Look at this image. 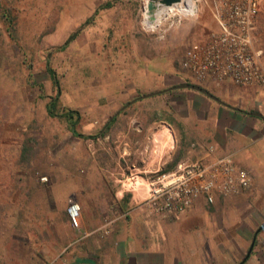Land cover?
I'll return each mask as SVG.
<instances>
[{
  "label": "rangeland",
  "instance_id": "374dc122",
  "mask_svg": "<svg viewBox=\"0 0 264 264\" xmlns=\"http://www.w3.org/2000/svg\"><path fill=\"white\" fill-rule=\"evenodd\" d=\"M91 1L94 8L80 7L84 0H0V264H10V240L52 237L64 200L89 210L97 199L114 214L115 194L129 172L170 171L187 151L170 108L185 99L181 92L136 100L123 110L115 100L152 75L160 90L184 84L179 60L213 28L209 15L204 10L157 34L143 25L144 0ZM107 2L111 7L102 9ZM254 47L264 65V4ZM198 86L219 95L220 87ZM226 89L228 97L242 91L232 84ZM54 99L57 115L49 116L46 105ZM65 111L77 116L75 131L84 137L69 131L59 116ZM163 127L170 147L156 154Z\"/></svg>",
  "mask_w": 264,
  "mask_h": 264
},
{
  "label": "crops",
  "instance_id": "0c3cea01",
  "mask_svg": "<svg viewBox=\"0 0 264 264\" xmlns=\"http://www.w3.org/2000/svg\"><path fill=\"white\" fill-rule=\"evenodd\" d=\"M84 1L80 7L96 6ZM157 80L152 75L133 91L120 90L115 102L134 103L173 87L160 90ZM224 85L217 89L219 95L200 86L218 101L194 90H177L185 99L173 100L170 108L187 147L177 163L230 155L250 174L248 190L235 197L218 196L213 204L200 198L184 213L166 217L145 210L143 188L130 193L120 187L114 214L97 199L89 210L79 206L83 212L77 230L69 225L64 200L56 209L61 224L52 228V237L38 242L10 240V264H264V205L255 207L251 202L264 201V90L247 88L228 97L226 88L231 84ZM128 95L138 97L128 101ZM210 146L214 152L208 155ZM104 226L107 235L98 232Z\"/></svg>",
  "mask_w": 264,
  "mask_h": 264
},
{
  "label": "built area",
  "instance_id": "2783aa9c",
  "mask_svg": "<svg viewBox=\"0 0 264 264\" xmlns=\"http://www.w3.org/2000/svg\"><path fill=\"white\" fill-rule=\"evenodd\" d=\"M154 1L153 18L156 24L143 25L152 32L165 33L190 19H198L204 10L214 26L198 41H192L179 60L182 74L198 85L264 90L263 52L254 47V28L264 0H179L169 6ZM157 13L159 21L157 22ZM214 148H207L212 154ZM42 180H46L43 178ZM252 184L250 174L236 166L230 155L217 159L184 160L170 171H131L121 182L124 192L144 189L142 206L152 215L176 217L198 199L213 204L216 197H235ZM66 213L72 229L80 228V207L69 202ZM98 232L107 235L109 229Z\"/></svg>",
  "mask_w": 264,
  "mask_h": 264
},
{
  "label": "water",
  "instance_id": "95a60500",
  "mask_svg": "<svg viewBox=\"0 0 264 264\" xmlns=\"http://www.w3.org/2000/svg\"><path fill=\"white\" fill-rule=\"evenodd\" d=\"M179 0H161V3L165 6H169L171 5L172 3H175V2H178ZM148 11L150 13V15L153 14V10H154V1L150 2L148 4ZM152 18H150V20L153 19V15L151 16ZM179 89H190V90H194V91H197V92H200V93H203L205 94L206 96H208L209 98L211 99H214V100H217L218 99L213 96L212 94L210 93H207L204 88L198 86V85H195V84H191V83H185V84H179V85H176V86H173V87H170L169 89L165 90V91H169V90H179ZM158 93H161V92H158ZM156 93H151V94H148V95H144V96H141L139 98H147V97H151V96H154ZM133 103L132 102H129L127 103L123 108H121V110L125 109L126 107H128L129 105H131ZM253 245H254V239L252 240L250 246H249V249H248V253H247V256L251 253L252 251V248H253Z\"/></svg>",
  "mask_w": 264,
  "mask_h": 264
},
{
  "label": "trees",
  "instance_id": "16d2710c",
  "mask_svg": "<svg viewBox=\"0 0 264 264\" xmlns=\"http://www.w3.org/2000/svg\"><path fill=\"white\" fill-rule=\"evenodd\" d=\"M110 7H111V4H110V3H106V4H104V5L102 6V9H103V8L106 9V8H110ZM86 23H89V21H87ZM49 71H50V73H51V77H52V79L55 80L54 73H53L52 70H50V69H49ZM186 82H188V81H186ZM56 104H57V99H56V100L54 99V100H52L50 103H48V104L46 105V111H47V114H48L49 116H56V115H57V114H56V109H55ZM59 116H60V117H63V118L67 121L69 131H70L73 135H76V136H78V137H84L83 135L78 134V133L75 131V127H76L77 121H73V119L76 120L77 116H74V112H72V111H65V112H63L62 114H59ZM114 120H115V117H113V118L111 119V121H110L109 124H111ZM172 123H173V120H171L168 124L172 125ZM91 137H92V136H87L88 139H90ZM176 161H177V160H176ZM176 161H175V162H176ZM169 170H171V169H169ZM163 171L165 172V170H163ZM166 171H168V170H166Z\"/></svg>",
  "mask_w": 264,
  "mask_h": 264
},
{
  "label": "bare ground",
  "instance_id": "6f19581e",
  "mask_svg": "<svg viewBox=\"0 0 264 264\" xmlns=\"http://www.w3.org/2000/svg\"><path fill=\"white\" fill-rule=\"evenodd\" d=\"M153 0H147V3L149 4L150 2H152ZM148 5L147 7L145 8L144 10V23L147 24L148 26L150 25H154L156 24V21L154 20V18L152 20H150V18H152L148 11ZM157 22L160 20L159 19V15L157 13V18H156ZM156 138L158 139L159 143H158V146H157V149H156V154L160 153L163 148L165 147H170V137H169V134H168V131H167V128L163 127L160 132L158 133V135L156 136ZM158 152V153H157ZM141 191V190H140ZM144 194V193H143ZM141 194V195H143Z\"/></svg>",
  "mask_w": 264,
  "mask_h": 264
}]
</instances>
